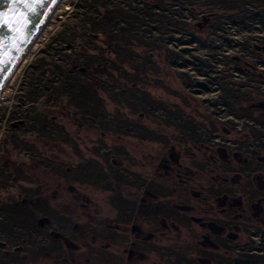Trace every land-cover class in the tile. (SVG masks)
<instances>
[{
  "label": "rangeland",
  "instance_id": "374dc122",
  "mask_svg": "<svg viewBox=\"0 0 264 264\" xmlns=\"http://www.w3.org/2000/svg\"><path fill=\"white\" fill-rule=\"evenodd\" d=\"M78 1L61 2L0 95V264L99 261L103 224L122 210V182L149 181L170 154L194 172L219 143L254 163L264 154L244 127L252 126L247 104L262 100L254 92L264 85V0H173L167 11L129 0L87 26ZM73 26L78 41L106 49L97 88L104 115L91 126L57 106L50 115L64 135L46 127L53 139L25 119L24 76Z\"/></svg>",
  "mask_w": 264,
  "mask_h": 264
},
{
  "label": "flooded vegetation",
  "instance_id": "af4514ba",
  "mask_svg": "<svg viewBox=\"0 0 264 264\" xmlns=\"http://www.w3.org/2000/svg\"><path fill=\"white\" fill-rule=\"evenodd\" d=\"M259 74L264 82V68ZM261 88L254 93L262 100L247 104L252 126L244 127L264 142ZM240 154L230 143L210 146L197 172L170 154L146 177L165 181L122 182V210L103 224L91 264H264V154L257 163Z\"/></svg>",
  "mask_w": 264,
  "mask_h": 264
},
{
  "label": "trees",
  "instance_id": "16d2710c",
  "mask_svg": "<svg viewBox=\"0 0 264 264\" xmlns=\"http://www.w3.org/2000/svg\"><path fill=\"white\" fill-rule=\"evenodd\" d=\"M128 1L79 0L75 7L82 13L76 18L79 19V23L87 26L103 13V9L113 10ZM172 1L158 0L157 2L155 0V4L158 10L167 11L164 7ZM214 6L217 4L212 2L211 8ZM77 28L75 26L70 28L69 35L63 39L65 41L51 38L50 41L53 44L49 46L51 48L44 49L25 72L23 98L30 105L25 119L34 126L37 124L32 131L41 132V136L54 139L48 135L52 133L46 130V127L50 126L64 135V132L59 130L55 118L50 115L57 106H62L61 109L69 112L79 111L80 119L88 121L87 123L91 126V120L96 117L102 118L104 115L99 108L101 101L97 88L99 76L105 70L106 49L92 47L90 43L78 41L81 36ZM257 50L264 53L263 49ZM2 178L0 177V188L6 184ZM2 204L4 203L0 201V207ZM33 212L30 211L31 216ZM6 224L10 226L9 223ZM25 229L21 231L25 232Z\"/></svg>",
  "mask_w": 264,
  "mask_h": 264
},
{
  "label": "water",
  "instance_id": "95a60500",
  "mask_svg": "<svg viewBox=\"0 0 264 264\" xmlns=\"http://www.w3.org/2000/svg\"><path fill=\"white\" fill-rule=\"evenodd\" d=\"M56 2L0 0V88Z\"/></svg>",
  "mask_w": 264,
  "mask_h": 264
},
{
  "label": "bare ground",
  "instance_id": "6f19581e",
  "mask_svg": "<svg viewBox=\"0 0 264 264\" xmlns=\"http://www.w3.org/2000/svg\"><path fill=\"white\" fill-rule=\"evenodd\" d=\"M62 1L63 0H57V2L55 3V5L53 6V8L51 9V11L49 12V14L47 15L46 19L44 20V22L42 23V25L40 26V28L38 29V31L36 32V34L34 35V37L32 38V40L30 41L29 45L27 46V48L25 49V51L21 55L20 59L16 63L15 67L12 69V71L9 74V76L7 77V79L5 80V82L2 84V86L0 88V95L3 92L4 88L6 87V85L8 84V82L10 81V79L12 78L13 74L15 73V70H16L17 66L20 64V62L25 57V55L28 53V51L31 49V47L33 46V44L35 43V41L37 40V38L39 37V35L42 33V31L44 30V28L47 26V24L51 20L53 14L56 12L57 8L59 7V5L61 4Z\"/></svg>",
  "mask_w": 264,
  "mask_h": 264
}]
</instances>
